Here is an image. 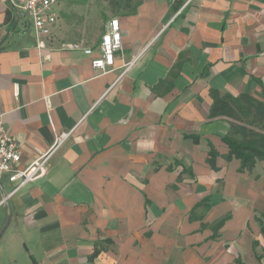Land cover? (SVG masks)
<instances>
[{
	"label": "crops",
	"instance_id": "obj_1",
	"mask_svg": "<svg viewBox=\"0 0 264 264\" xmlns=\"http://www.w3.org/2000/svg\"><path fill=\"white\" fill-rule=\"evenodd\" d=\"M178 1L113 18L122 49L101 74L90 61L112 19L58 40L57 0L38 48L31 18L0 0V119L20 167L68 135L4 202L17 184L0 176V264H264V162L238 173L228 121L208 118L210 89L262 99L264 0Z\"/></svg>",
	"mask_w": 264,
	"mask_h": 264
},
{
	"label": "built area",
	"instance_id": "obj_2",
	"mask_svg": "<svg viewBox=\"0 0 264 264\" xmlns=\"http://www.w3.org/2000/svg\"><path fill=\"white\" fill-rule=\"evenodd\" d=\"M12 3L20 7L32 21L33 34L37 40L38 48L43 47L42 38L48 37L57 22V14L53 8L57 0H11ZM122 49L121 33L117 19L110 20L100 43L97 47V56L92 57L90 65L101 74H106L113 70L115 55ZM84 54L92 56L91 49L84 50ZM131 64L124 66V72ZM17 89L14 97L17 98ZM68 135L63 134L56 139V142L46 151L35 150V158L26 166L20 167L21 150L18 143L10 136L4 123L0 119V176L4 175L10 183H16L14 190L7 195L3 202L13 194L19 187L33 183L46 176L47 164L57 146Z\"/></svg>",
	"mask_w": 264,
	"mask_h": 264
},
{
	"label": "trees",
	"instance_id": "obj_3",
	"mask_svg": "<svg viewBox=\"0 0 264 264\" xmlns=\"http://www.w3.org/2000/svg\"><path fill=\"white\" fill-rule=\"evenodd\" d=\"M103 1L113 13L125 14H134L142 3V0ZM183 2L184 0H179L174 9H179ZM261 90L262 99L244 93L234 97L227 93L221 94L217 89L209 91L212 104L208 118H224L228 121L229 131L221 137V142L227 148V154L223 159L227 162L232 159L238 161V173H251L257 163L264 162V87L262 85ZM189 138L195 144L198 143V137ZM217 157L219 154L209 144L207 163L212 169H215L214 162ZM262 217L264 219V212ZM262 232L264 234L263 229Z\"/></svg>",
	"mask_w": 264,
	"mask_h": 264
},
{
	"label": "rangeland",
	"instance_id": "obj_4",
	"mask_svg": "<svg viewBox=\"0 0 264 264\" xmlns=\"http://www.w3.org/2000/svg\"><path fill=\"white\" fill-rule=\"evenodd\" d=\"M60 4L57 39L62 41H90L101 34L106 21L123 13H113L103 0H60Z\"/></svg>",
	"mask_w": 264,
	"mask_h": 264
}]
</instances>
